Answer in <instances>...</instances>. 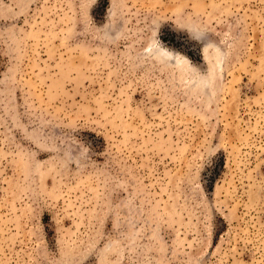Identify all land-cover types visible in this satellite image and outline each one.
Masks as SVG:
<instances>
[{
    "label": "rangeland",
    "instance_id": "rangeland-1",
    "mask_svg": "<svg viewBox=\"0 0 264 264\" xmlns=\"http://www.w3.org/2000/svg\"><path fill=\"white\" fill-rule=\"evenodd\" d=\"M0 264H264V0H0Z\"/></svg>",
    "mask_w": 264,
    "mask_h": 264
}]
</instances>
